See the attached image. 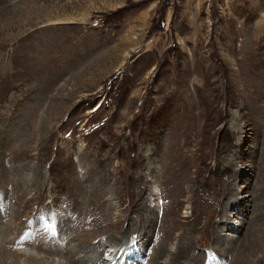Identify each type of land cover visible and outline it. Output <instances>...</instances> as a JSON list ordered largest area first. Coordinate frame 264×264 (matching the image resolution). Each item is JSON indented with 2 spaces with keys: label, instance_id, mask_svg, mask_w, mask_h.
Wrapping results in <instances>:
<instances>
[{
  "label": "rangeland",
  "instance_id": "374dc122",
  "mask_svg": "<svg viewBox=\"0 0 264 264\" xmlns=\"http://www.w3.org/2000/svg\"><path fill=\"white\" fill-rule=\"evenodd\" d=\"M143 251L264 264V0H0V264Z\"/></svg>",
  "mask_w": 264,
  "mask_h": 264
},
{
  "label": "bare ground",
  "instance_id": "6f19581e",
  "mask_svg": "<svg viewBox=\"0 0 264 264\" xmlns=\"http://www.w3.org/2000/svg\"><path fill=\"white\" fill-rule=\"evenodd\" d=\"M151 193H153L152 192V190H151ZM146 196H149V193L146 195ZM146 204V203H145ZM141 206H143L144 205V203H142V204H140ZM148 205V204H147ZM139 207V206H138ZM145 208V207H144ZM143 208V209H144ZM148 211V210H147ZM166 220H163V222H165ZM226 225L227 224H230V223H225ZM216 239H218V241L220 242V232L218 231V228L217 227H215V240ZM145 242H146V240H145ZM180 242V241H179ZM218 242V243H219ZM123 246V245H122ZM122 246H119V248H118V250H117V252L119 251V250H121L122 249ZM189 246V245H188ZM188 248V247H187ZM145 249V246L143 247V249L142 250H144ZM161 251H159V252H157V254H158V256H161V255H165V253L166 252H169V253H174L175 254V259H178V257H182L183 255H184V253H185V251L186 250H184V251H179V249H177V250H175V251H173L172 249H169V248H167L165 245H163L162 244V246H161ZM193 250V249H192ZM145 251V250H144ZM143 251V257L141 256V262H140V264H143L144 262H145V258H144V256H145V252ZM117 252H116V254H117ZM116 254L114 255V257H113V259L112 260H108V261H106V263H110L111 261H113L115 258H116ZM186 254V253H185ZM194 254V253H193ZM112 255V254H111ZM99 256H100V254H99V252H97L96 253V258H99ZM113 256V255H112ZM138 256V255H137ZM111 257V256H110ZM139 257V256H138ZM199 256H197V258H198ZM174 259V260H175ZM200 259V258H199ZM195 260H197L196 258H195ZM207 260H208V257H207ZM153 262V264H155V262H154V260L152 261ZM216 263H217V260L215 261ZM223 262H224V260H220L219 261V264H223ZM100 264V263H99Z\"/></svg>",
  "mask_w": 264,
  "mask_h": 264
}]
</instances>
